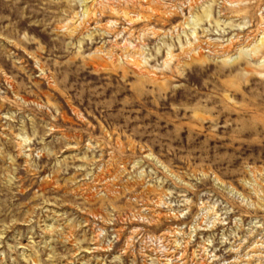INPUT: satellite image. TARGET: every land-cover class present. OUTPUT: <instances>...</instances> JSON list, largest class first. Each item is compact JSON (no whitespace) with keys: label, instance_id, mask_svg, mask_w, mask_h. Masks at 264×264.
Instances as JSON below:
<instances>
[{"label":"rangeland","instance_id":"1","mask_svg":"<svg viewBox=\"0 0 264 264\" xmlns=\"http://www.w3.org/2000/svg\"><path fill=\"white\" fill-rule=\"evenodd\" d=\"M262 36L264 0H0V264H264Z\"/></svg>","mask_w":264,"mask_h":264},{"label":"bare ground","instance_id":"2","mask_svg":"<svg viewBox=\"0 0 264 264\" xmlns=\"http://www.w3.org/2000/svg\"><path fill=\"white\" fill-rule=\"evenodd\" d=\"M261 40V44H263L264 43V36H262V38L260 39ZM259 40V41H260ZM171 259V258H170ZM166 261V260H165ZM169 262V261H168ZM170 264V263H169Z\"/></svg>","mask_w":264,"mask_h":264}]
</instances>
